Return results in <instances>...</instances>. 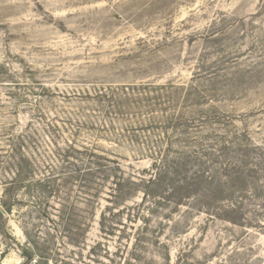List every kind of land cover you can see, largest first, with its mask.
Returning <instances> with one entry per match:
<instances>
[{
    "label": "rangeland",
    "instance_id": "obj_1",
    "mask_svg": "<svg viewBox=\"0 0 264 264\" xmlns=\"http://www.w3.org/2000/svg\"><path fill=\"white\" fill-rule=\"evenodd\" d=\"M0 211V264H264V0H0Z\"/></svg>",
    "mask_w": 264,
    "mask_h": 264
},
{
    "label": "trees",
    "instance_id": "obj_2",
    "mask_svg": "<svg viewBox=\"0 0 264 264\" xmlns=\"http://www.w3.org/2000/svg\"><path fill=\"white\" fill-rule=\"evenodd\" d=\"M109 160H107V162H108ZM111 162V161H110ZM105 168H108L109 166L108 165H105L104 166ZM81 171H84V172H86L87 173V175H88V180H89V184H91V183H93V180H92V178L94 177V174H92L91 173V171H93V169L92 168H89V169H84V170H79V169H76L74 172L75 173H80ZM19 174H21V175H23L24 174V171L23 170H21L20 172H19ZM21 180V179H20ZM20 180L18 181H16V182H10V188H9V190L10 189H13V187H12V185H14L15 183H18V182H20ZM3 212H1L0 211V214H2Z\"/></svg>",
    "mask_w": 264,
    "mask_h": 264
},
{
    "label": "water",
    "instance_id": "obj_3",
    "mask_svg": "<svg viewBox=\"0 0 264 264\" xmlns=\"http://www.w3.org/2000/svg\"><path fill=\"white\" fill-rule=\"evenodd\" d=\"M35 263V262H34ZM34 263H31V264H34Z\"/></svg>",
    "mask_w": 264,
    "mask_h": 264
}]
</instances>
